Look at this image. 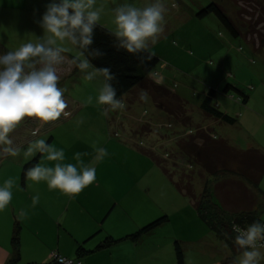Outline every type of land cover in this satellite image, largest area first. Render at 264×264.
<instances>
[{
	"label": "rangeland",
	"instance_id": "obj_1",
	"mask_svg": "<svg viewBox=\"0 0 264 264\" xmlns=\"http://www.w3.org/2000/svg\"><path fill=\"white\" fill-rule=\"evenodd\" d=\"M52 1L44 3L45 7H42V11L44 9L46 12L47 6L51 3L60 2V0ZM155 2L156 0H96V7L103 6L98 23L114 31L116 7L133 4L142 8ZM160 2L165 5L167 11L164 15V32L159 35L155 44L149 41L147 49L159 58L155 74L153 73L151 78L160 84L163 83L165 88L183 99L186 115L190 119L188 124H181L164 113L148 92V101H141L140 88L134 89L122 99L125 104L124 109L112 110L109 105L99 104L97 97L103 86V76L97 75L92 80H86L84 79L86 73L77 71L76 74L63 75L58 83V87L65 89L64 98L68 104L66 112L70 115H62L57 121L49 124L25 118L22 129L28 133L27 136L34 139L33 141L35 139L46 141L52 137L49 145L64 150L65 159L60 162L63 164H76L74 156L79 152L86 153L81 157L83 163L93 167V161L98 154L96 148H105L108 155L100 160L111 162L108 171L104 172L105 176L111 177L113 181L116 180L109 191H113L114 195L117 194L118 198L122 193L127 194V204L134 210L143 199L145 204L148 200L149 205L155 200L158 201L162 211H196L192 201L175 188L173 182L156 165L151 156L144 157L141 151L134 149L136 144L133 142L138 143L142 149L152 148V152L169 167L174 181H177L182 174L192 177L194 174L195 192L199 194L204 178L208 174L198 166H193V161L186 155L179 153L176 136L178 140L182 135L194 134L191 130L196 127V129L212 130L217 138L227 139V136H230L233 141L238 139L244 142L245 138L238 129L230 124H218L206 118L202 115L199 106L204 94L212 89L213 104L217 103L218 107L221 105L223 112H229L230 116L237 118L239 102L236 100L239 93L233 87L246 95L248 92L249 95L253 83L264 86V47L256 50L244 37L231 36L213 14L203 18H198L196 15L204 6L216 2L223 6L228 16L235 19L238 6L233 0H160ZM248 2L256 3L255 11L243 0H238V5L247 6L246 10L253 13L252 20L264 16V0H248ZM115 4L116 7L112 8ZM250 16L244 15V18L249 19ZM256 29L264 33V24L260 23ZM43 36L44 33H41L39 38ZM173 41L176 43L174 44ZM4 42L7 44L9 41ZM27 42L29 41H25ZM68 47L71 51L63 55L65 60L71 61L80 49L71 45ZM87 71L90 72L92 69L89 68ZM58 75L60 76L59 73ZM227 86L230 87L225 90ZM89 96L93 98L91 104L86 103ZM259 110L264 113V108ZM255 122L257 127L264 128V118L258 117ZM33 131H36L37 135L33 136ZM35 154H32L29 160ZM38 160L37 163L46 167H54L57 163V161H48L46 154ZM77 167L79 169V165ZM123 168H127L128 171ZM143 176L147 177L144 182H148L149 189L146 187V192L139 185ZM97 178L98 173H96ZM125 179H129L132 185L130 192L122 187V180ZM42 183L44 181L38 183L31 181V186L42 190ZM47 191L56 198L61 196L58 190L48 188ZM262 216L264 214L260 217Z\"/></svg>",
	"mask_w": 264,
	"mask_h": 264
},
{
	"label": "crops",
	"instance_id": "obj_2",
	"mask_svg": "<svg viewBox=\"0 0 264 264\" xmlns=\"http://www.w3.org/2000/svg\"><path fill=\"white\" fill-rule=\"evenodd\" d=\"M48 1L52 0H0V55L16 50L25 41L39 39V35L44 33L40 24L45 13L42 7ZM4 41L9 42L5 44ZM69 61L65 60L58 66L60 78L80 71ZM262 87L253 83L249 95L247 92L246 103L236 100L239 102L238 117L232 126L245 139L244 142L238 139L233 141L230 136H227L228 140L225 139L236 149L256 147L264 151V128L257 127L255 122L258 117L264 118V113L259 110L264 108ZM22 127L23 121L10 134L13 146L20 149L19 155L5 156L0 152V186L8 178L14 181L12 200L0 212V264H7L16 254L17 264H56L49 263L51 252L83 264H177L175 242L182 249L183 264H237L243 251L230 261L233 255L230 247L209 230L197 211H162L158 201L149 205L148 200L145 204L143 199L134 210L127 204V194L122 193L118 198L117 194L110 192L116 180L107 178L104 172L108 171L111 162L93 161L98 178L74 197L62 193L58 198L54 197L47 191L46 181L42 183V190L31 186V180L26 179L21 183L22 166L32 154H37H26L34 139L27 136ZM133 143L136 144L134 149L141 151L142 156H149L138 143ZM124 170L128 171L127 168ZM146 178L143 176L139 182L145 192L148 185L147 181L144 182ZM122 187L129 192L132 190L129 179L122 180ZM259 187L264 192V177ZM34 195L39 196L35 206L32 203ZM22 211L26 215L21 216ZM164 216L165 220L149 233L137 240L127 238L147 223ZM261 220H264V216ZM14 229H17L16 248L12 243ZM105 241L110 243L105 245ZM80 245L84 248L81 254L77 251ZM259 251V264H264V248H259Z\"/></svg>",
	"mask_w": 264,
	"mask_h": 264
},
{
	"label": "clouds",
	"instance_id": "obj_3",
	"mask_svg": "<svg viewBox=\"0 0 264 264\" xmlns=\"http://www.w3.org/2000/svg\"><path fill=\"white\" fill-rule=\"evenodd\" d=\"M102 11L103 6L96 7V0H60V3H51L40 22L44 36L0 55V152L5 156L19 155L20 149L13 146L10 134L25 118L49 124L57 121L62 115H70L66 112L68 104L64 98L65 89L58 87V66L65 63L63 53L71 51L68 45L80 49L69 63L86 73L84 79L92 80L97 75L103 76L104 82L97 102L109 105L112 110L125 108L124 102L116 98L115 89L109 83L114 78L110 75V70L93 67L85 55L93 43V30L100 21ZM166 11L160 0L142 8L133 4H122L114 9L113 22L116 27L112 32L120 41V46L129 53L147 50L149 41L155 44L159 35L164 32ZM152 55L154 54L147 58L151 59ZM89 68L92 71H87ZM139 99L148 101L146 90L141 89ZM92 101L93 98L89 96L86 103L91 104ZM32 135H37V132L33 131ZM96 151L97 160L108 155L105 148H96ZM33 152L46 154L48 161H57L54 167L37 163L25 172L28 180L37 183L46 181L49 190H58L66 196L74 197L96 180L95 167L86 166L81 159L86 153L75 154L76 164H63L60 162L65 159L64 150L56 149L44 139L30 143L26 154ZM13 185V179L8 178L3 186H0V212L4 211L12 200ZM38 202L39 196L34 195L33 206ZM20 215L24 216L26 213L22 211ZM232 228L237 233L235 244L243 249L237 264H259V247H264V244L258 246L257 242L264 241V224L253 222L247 228L233 224ZM57 259L58 264H65L64 257Z\"/></svg>",
	"mask_w": 264,
	"mask_h": 264
},
{
	"label": "trees",
	"instance_id": "obj_4",
	"mask_svg": "<svg viewBox=\"0 0 264 264\" xmlns=\"http://www.w3.org/2000/svg\"><path fill=\"white\" fill-rule=\"evenodd\" d=\"M233 1L238 6L235 19L228 16L223 6L216 2L204 6L196 15L198 18H203L213 14L231 36L244 37L253 44L256 50L264 47V33H260L256 29L260 23L264 24V16L252 20L253 13L247 11L248 9L246 10L247 6L241 7L238 5V0ZM243 1L255 11L256 3L251 4L248 0ZM244 15L251 16L246 19ZM150 54L153 53L149 50L129 53L120 46V41L113 32L99 23L93 30V43L85 53L93 67L110 70V75L114 78L109 83L115 89L117 99L130 94L136 88L146 90L164 113L181 124H188L190 119L186 115L183 99L151 78L159 58L154 54L151 59H148ZM229 87L227 86L225 90ZM233 89L239 93V101L246 103L247 95L236 87ZM213 97L214 90L210 89L199 106L202 114L206 118L220 123L235 124L237 119L223 112L217 104H213ZM195 129H190L194 132V134L191 133L192 135L178 136V140L176 136V147L179 153H183L193 161V166H198L199 169L201 168L200 170L208 174L204 178L199 194L195 192L194 174L193 177L182 174L177 181H174L169 167L152 152V148L151 150L150 148L144 149L143 152L151 156L156 165L173 182L175 188L192 201L199 218L209 230L230 247L233 255L229 260L233 261L234 257L243 249L235 244L237 233L233 231L232 225L236 224L241 228H247L253 222L264 224L260 217L264 212L262 211L264 192L259 187V183L264 177V151L256 147L239 150L230 145L227 140L217 138L212 130ZM185 136L189 137L184 138ZM50 140L51 137L46 140V143L49 144ZM41 154L37 152L23 166L21 171L22 183L27 179L26 170L36 165ZM200 177H202L201 174ZM165 218V216L160 217L147 223L136 232L128 235L127 238L137 240L141 235L152 231ZM226 233L227 235H225ZM12 243L16 248L17 229L13 231ZM108 243L110 242H104L105 245ZM77 251L81 254L84 248L80 245ZM174 252L177 264H183V252L178 242L174 244ZM17 258L16 254V257L7 264H17Z\"/></svg>",
	"mask_w": 264,
	"mask_h": 264
},
{
	"label": "built area",
	"instance_id": "obj_5",
	"mask_svg": "<svg viewBox=\"0 0 264 264\" xmlns=\"http://www.w3.org/2000/svg\"><path fill=\"white\" fill-rule=\"evenodd\" d=\"M154 73V72H153ZM155 74V73H154ZM239 100V99H238ZM258 246L261 244H264V241H258L257 242ZM259 248H264V247H259ZM57 257H61L60 255H58L56 252H51L50 254V262L49 263H56L58 264V259ZM65 258V257H64ZM65 264H83L80 261L77 260H73V259H69V258H65Z\"/></svg>",
	"mask_w": 264,
	"mask_h": 264
}]
</instances>
